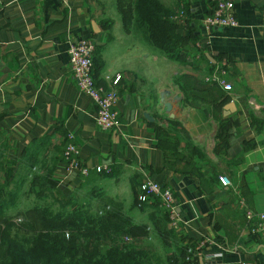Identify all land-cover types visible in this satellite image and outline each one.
Instances as JSON below:
<instances>
[{
    "label": "crops",
    "instance_id": "obj_1",
    "mask_svg": "<svg viewBox=\"0 0 264 264\" xmlns=\"http://www.w3.org/2000/svg\"><path fill=\"white\" fill-rule=\"evenodd\" d=\"M161 1L180 11L171 19L182 36L174 54L147 41L136 2L0 0V175L10 169L15 178L0 186L20 184L16 175L23 177L32 160L58 201L85 189L91 200L112 173L137 205L139 186L150 179L173 191L180 219L174 227L162 212L143 211L140 224L157 238L153 264H168L202 240L213 241L204 256L222 257L200 264H264V237L249 234L245 215L264 213V0H233L239 26L211 33L201 25L211 0ZM82 39L95 43L96 83L117 93L112 131L98 126L97 107L69 69V43ZM218 71L231 91L208 81ZM161 121L171 130L169 123H179L187 134L174 154L161 145ZM70 135L87 178L67 171ZM220 177L232 186L223 187Z\"/></svg>",
    "mask_w": 264,
    "mask_h": 264
},
{
    "label": "trees",
    "instance_id": "obj_2",
    "mask_svg": "<svg viewBox=\"0 0 264 264\" xmlns=\"http://www.w3.org/2000/svg\"><path fill=\"white\" fill-rule=\"evenodd\" d=\"M135 9L137 25L147 41L161 52L174 54L182 36L171 20L172 11L161 0H137ZM207 109L209 110V106ZM173 125L180 126L179 123H169V127ZM221 131L225 132V128ZM67 143L68 138L66 145ZM187 148L191 150L192 147ZM31 163L34 162L31 160L29 164ZM191 172L194 173L193 170ZM20 180V184L16 182L18 187H14V192H7L9 186H0V219L6 218V211L15 204L16 194L21 191L27 179ZM44 180L45 178H41L40 182ZM39 190L45 195V191L50 190V185L41 186ZM45 199L39 197L33 208V211L41 213L43 231L32 238H19L17 234L12 235L8 231L2 234L0 241L7 254L2 264H153V252L142 247L143 245L127 246L121 243V237L130 234L138 237V240H145L150 236L148 225L132 227V221L127 215L124 216L121 203L108 202L110 210L100 215L99 211L95 213L89 209L72 211L68 209L71 201L62 202L60 209H52L51 205L41 207L40 201ZM153 209L162 212L169 221L163 210ZM18 229L35 232L33 224L28 221L20 223ZM66 229H73L74 232L67 237ZM184 255L185 247L179 249L178 256L172 255L168 264H185Z\"/></svg>",
    "mask_w": 264,
    "mask_h": 264
},
{
    "label": "built area",
    "instance_id": "obj_3",
    "mask_svg": "<svg viewBox=\"0 0 264 264\" xmlns=\"http://www.w3.org/2000/svg\"><path fill=\"white\" fill-rule=\"evenodd\" d=\"M212 8L210 12L202 19V28L205 33H211L217 28H237L239 21L236 16V7L233 0H211ZM95 43L92 39H82L69 43V69L76 80L81 92L89 96L97 107V124L104 131H112L119 125L118 114L114 112L113 107L117 102V93L99 86L94 77ZM222 71H218L208 78V81L218 83L225 91H231L232 86L222 78ZM120 80L118 77L115 81ZM64 157L67 160V171L77 172L81 177L89 176V169L80 160L79 147L74 143L73 137L68 136V143L64 151ZM98 173L110 171L107 167L96 169ZM219 182L223 187H231V180L227 177H220ZM243 207L244 203L242 202ZM137 206L139 208H159L163 210L172 224L176 227L179 222L177 212V202L173 191L150 179H145L139 186L137 197ZM110 207L100 210L103 215L109 211ZM248 223V232L253 237H264V213H253L245 210ZM126 244H130V238L125 237ZM213 246L212 240H202L190 243L185 246V264H200L205 257L206 260L213 261L222 257V253L203 255L207 248ZM226 250L225 247L222 248ZM247 264V263H242Z\"/></svg>",
    "mask_w": 264,
    "mask_h": 264
},
{
    "label": "rangeland",
    "instance_id": "obj_4",
    "mask_svg": "<svg viewBox=\"0 0 264 264\" xmlns=\"http://www.w3.org/2000/svg\"><path fill=\"white\" fill-rule=\"evenodd\" d=\"M115 1L119 0H107L106 3H113ZM125 2H136L137 0H122ZM171 1V0H169ZM178 5L175 6V9L172 11V18H175L177 15L180 14V11H178ZM167 121H161V124L159 126V135H160V142L161 145L166 150V153L174 154V150L176 148V143L178 140L182 138H186L187 134L183 132L181 126H175L172 130L170 128H167ZM34 168L37 169L34 170ZM33 169V170H32ZM8 170V171H7ZM6 172H4L5 175H0V183L1 181L5 182L9 181L10 178H14L12 176V171L10 169H7ZM44 176L43 169H40L38 165H34V163L29 164L27 167V171L25 174L23 173V177H20L19 175H16V178L20 180V178H25L26 183H24V186L22 187L21 191H19L16 194L15 204L9 206L8 210L6 211L7 215L5 219H0V239L2 234L5 231L12 232V235L17 234L19 238L29 237L32 238L35 235H37L39 232L43 231V225L41 221V213L33 211L34 203L35 201L39 200V197H46L45 200L40 201L41 207H48L51 205L52 209H60L61 205L63 204V201H56L55 198L48 194L47 191H45V195H43V192L39 190V187L44 186L40 184V179ZM128 179H131L129 177ZM16 181V180H15ZM14 180L9 185V188H7V192H14V187H18ZM137 181V180H134ZM15 182V186L14 183ZM120 178H113L112 173L104 175V178L100 183L97 184V186L93 189V198L89 200V197L87 196V189L84 191H81L77 195V198L73 199L70 202V205L68 206V209L72 211H78L80 209L87 210L89 209L92 212L98 213V211L103 210V207L101 204H105L108 202L111 203H117V199H120V197L116 196L113 192L121 193L122 197H125L126 204H123V212L124 216H126L130 221H132V227L138 226V225H144L141 223V216L143 215V211L146 210H154V209H148V208H139L134 201H131V193L128 192V189H125V186L121 185ZM136 184V182H135ZM7 184H5L3 187H5ZM138 185V183H137ZM38 192V193H37ZM114 196V199L110 198ZM96 199H99V201L104 200V203H101L99 206L93 201ZM107 201V202H106ZM98 202V201H97ZM110 206V205H107ZM111 207V206H110ZM105 209V208H104ZM23 221H28L33 224L35 228V232H26L21 229H18V225L22 223ZM170 222V220H169ZM74 232L73 229H66L65 233H68L66 235L69 237ZM152 231L149 230V234ZM129 235V234H128ZM125 237L130 238V244H126L124 239ZM139 238L136 236H133L130 234V236H123L121 237V243L132 246L136 245L145 247L146 249L151 250V246H154V243L156 245L157 238L155 236L150 235L145 240H138ZM141 239V238H140ZM139 242V243H138ZM6 248L4 247L3 243L0 241V264L3 263V261L6 259Z\"/></svg>",
    "mask_w": 264,
    "mask_h": 264
},
{
    "label": "water",
    "instance_id": "obj_5",
    "mask_svg": "<svg viewBox=\"0 0 264 264\" xmlns=\"http://www.w3.org/2000/svg\"><path fill=\"white\" fill-rule=\"evenodd\" d=\"M166 107H167V109H168V112L171 110V105L170 104H167L166 105ZM233 108V106H229V107H226V109H232ZM149 118V117H148ZM150 119V118H149ZM150 120H152V119H150Z\"/></svg>",
    "mask_w": 264,
    "mask_h": 264
}]
</instances>
